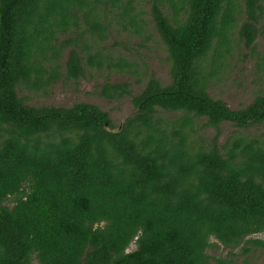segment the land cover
Instances as JSON below:
<instances>
[{
  "label": "trees",
  "instance_id": "obj_1",
  "mask_svg": "<svg viewBox=\"0 0 264 264\" xmlns=\"http://www.w3.org/2000/svg\"><path fill=\"white\" fill-rule=\"evenodd\" d=\"M183 2L170 0L171 19L158 2L151 7L170 83L152 74L114 133L95 105L33 106L20 93L83 78L75 49L59 72L60 33L79 28L82 14L102 35L96 6L118 9L124 0H0V264H239L233 252L208 250H264L250 238L264 232V140L219 143L224 123L264 124V89L237 110L209 92L217 75L209 58L229 53L238 3L246 17L239 35L256 53L264 0ZM87 66L102 69L103 57H88ZM100 94L132 95L128 83L104 84ZM201 119L215 136L196 149L191 133Z\"/></svg>",
  "mask_w": 264,
  "mask_h": 264
},
{
  "label": "rangeland",
  "instance_id": "obj_2",
  "mask_svg": "<svg viewBox=\"0 0 264 264\" xmlns=\"http://www.w3.org/2000/svg\"><path fill=\"white\" fill-rule=\"evenodd\" d=\"M175 1L178 7L184 3L183 0ZM128 2L132 8L125 10ZM155 2L159 3L170 19L173 18L174 10L170 0H124V3L116 7L118 9L110 8L107 11L103 10L106 8L103 5L96 6V13L101 15L105 26L102 35L92 32L80 14L79 28L72 26L59 35L57 44L62 45L59 47L58 64L59 72L64 75L69 52L75 49L83 60L85 76L78 81L61 79L47 90L21 92L20 95L28 96V103L33 106L71 107L78 103L92 104L109 114L115 129L124 125L135 112L132 96L142 91L152 74L163 85L170 83L167 53L151 16V7ZM238 4L240 7L236 24L229 36V53L221 50L224 58L220 59L212 52L209 58V65L215 67L217 74L212 80L209 92L215 99L225 101L234 110L252 103L264 89V21L258 26L259 37L254 53L245 46L239 35L246 17L243 2ZM126 12L135 19L136 27L125 18ZM96 55L103 57L102 69L87 66L88 57ZM119 64L126 66L121 69L117 66ZM107 83H128L132 95L120 100L104 98L100 92L102 85ZM161 116L166 120L174 119L173 115L164 112ZM205 123V119L197 120L195 131L191 133L196 149L199 145H208L215 136V129L205 128ZM239 136L264 140V124L239 129L230 123H224L221 126L219 143L223 144L228 138ZM250 238L264 241V232ZM212 241L218 243L215 239ZM134 249L135 244H132L128 252ZM230 252L236 254V263L248 260L251 263L264 264V250L260 247L251 245V252L246 255L242 254L240 248L230 250L222 245L208 250L209 255L216 258L230 257ZM211 264L216 263L212 261Z\"/></svg>",
  "mask_w": 264,
  "mask_h": 264
},
{
  "label": "water",
  "instance_id": "obj_3",
  "mask_svg": "<svg viewBox=\"0 0 264 264\" xmlns=\"http://www.w3.org/2000/svg\"><path fill=\"white\" fill-rule=\"evenodd\" d=\"M122 126L123 125H121L119 128L114 129L113 132L114 133H119L122 130Z\"/></svg>",
  "mask_w": 264,
  "mask_h": 264
}]
</instances>
